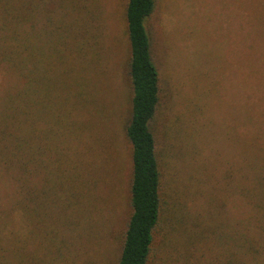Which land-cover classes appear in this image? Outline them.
Listing matches in <instances>:
<instances>
[{
  "label": "rangeland",
  "instance_id": "374dc122",
  "mask_svg": "<svg viewBox=\"0 0 264 264\" xmlns=\"http://www.w3.org/2000/svg\"><path fill=\"white\" fill-rule=\"evenodd\" d=\"M126 2L36 0L27 79L14 62L18 54L13 63L0 54V106L30 81L26 89L38 94L33 113L44 116L38 122L44 167L39 179L29 176L34 197L25 195L26 209L17 201L0 210L11 219L0 225V264L119 259L132 167ZM24 26L29 30L31 21ZM147 27L161 74L153 124L169 201L155 235V264H220L223 233L242 207L235 166L241 159L264 163V140L251 126L264 137V0H157ZM32 97L30 91L28 104ZM3 181L0 201L8 192ZM175 213L182 218L178 231Z\"/></svg>",
  "mask_w": 264,
  "mask_h": 264
},
{
  "label": "trees",
  "instance_id": "16d2710c",
  "mask_svg": "<svg viewBox=\"0 0 264 264\" xmlns=\"http://www.w3.org/2000/svg\"><path fill=\"white\" fill-rule=\"evenodd\" d=\"M34 1L36 0H0V31L4 32L0 34V54L11 63L15 55H19L18 62H14L19 65L22 80L27 79V75H22L26 72L27 33L30 36L35 35L37 30L33 21V8L30 14V4ZM156 8L157 0L126 2L125 17L130 54L128 73L132 97L125 135L131 145L132 167L130 215L116 264H155V235L157 228L164 223L169 203L165 198L163 183V154L153 124L160 107L162 89L160 69L153 54L147 21ZM28 21L32 24L29 30L24 26ZM4 43H9L6 51ZM29 83L30 81H22L20 89L12 93L0 106V109L7 110L0 115V180L4 179L5 188L8 190L3 192L7 197L0 201V210L14 207L17 201V205L25 209L29 207L25 195L31 194L32 199L34 193L28 190H36L34 185L29 186V176L39 179L38 175L44 167V161L40 158L41 147H44L43 134L38 123L44 116L37 118L33 113L36 111L33 103L36 102L38 94L34 86L26 89ZM30 91L33 100L28 104L26 95ZM45 106L44 104V111ZM251 126L254 127L252 134L258 140H264L262 135H257V130H260L258 126L252 123ZM245 153L246 149H242L241 156ZM247 163L245 159H241L235 166L234 189L240 196L242 207L232 216L233 225L223 233L220 264H264V163ZM12 190H17L15 195ZM12 196L16 197L15 201H11ZM170 205L176 211V201L170 200ZM0 217L3 218L0 225L11 220L9 216ZM174 220H177L175 225L169 219L165 226L171 228L174 225L172 229L181 230V216L175 213ZM4 252V248L0 250L1 255ZM157 264H161V261Z\"/></svg>",
  "mask_w": 264,
  "mask_h": 264
}]
</instances>
